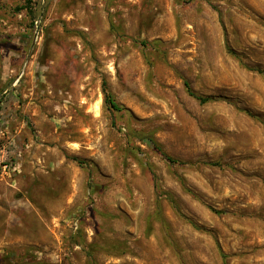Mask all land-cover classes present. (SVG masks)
I'll return each instance as SVG.
<instances>
[{
  "label": "rangeland",
  "instance_id": "374dc122",
  "mask_svg": "<svg viewBox=\"0 0 264 264\" xmlns=\"http://www.w3.org/2000/svg\"><path fill=\"white\" fill-rule=\"evenodd\" d=\"M2 263L264 264V0H0Z\"/></svg>",
  "mask_w": 264,
  "mask_h": 264
},
{
  "label": "trees",
  "instance_id": "16d2710c",
  "mask_svg": "<svg viewBox=\"0 0 264 264\" xmlns=\"http://www.w3.org/2000/svg\"><path fill=\"white\" fill-rule=\"evenodd\" d=\"M29 3H31V0H27ZM31 8V6H30ZM232 52V51H230ZM184 86L186 88V91L189 95L193 96L195 99H197L199 102L203 103V102H207V101H210V100H213L214 98L212 96H208V95H200V94H197L195 93L189 86L188 82L185 80L184 81ZM103 95H104V103L106 105V107L112 112V113H120L124 110V107L119 104L118 102L115 101V99L113 98L112 94L107 91V89L105 88V85L103 83ZM146 137H148L154 144V147L158 150V151H161V147L152 139V137L150 135H145ZM162 152V151H161ZM163 156L170 162V163H173L175 162L176 160L163 153ZM74 160H76L78 163H81L82 161H80L79 159L77 158H73ZM154 176V175H153ZM89 186L91 188V183H89ZM221 256L222 257H225V255L223 253H221ZM2 264H11V263H2Z\"/></svg>",
  "mask_w": 264,
  "mask_h": 264
}]
</instances>
